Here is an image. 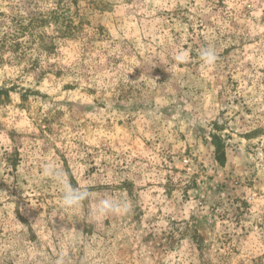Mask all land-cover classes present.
Returning <instances> with one entry per match:
<instances>
[{
    "label": "rangeland",
    "instance_id": "1",
    "mask_svg": "<svg viewBox=\"0 0 264 264\" xmlns=\"http://www.w3.org/2000/svg\"><path fill=\"white\" fill-rule=\"evenodd\" d=\"M57 1L72 36L29 23ZM48 163L129 211L62 207ZM61 253L264 264V0H0V264Z\"/></svg>",
    "mask_w": 264,
    "mask_h": 264
},
{
    "label": "clouds",
    "instance_id": "2",
    "mask_svg": "<svg viewBox=\"0 0 264 264\" xmlns=\"http://www.w3.org/2000/svg\"><path fill=\"white\" fill-rule=\"evenodd\" d=\"M174 58L177 63H184L189 58V52L187 50H179ZM200 59L205 66L211 68L215 65L218 57L216 51L213 48L208 47L200 50ZM45 174L50 175L59 185L62 193L60 198L61 206L64 208H79L85 200L96 195L99 198L95 202L94 215L98 218L109 215H123L130 209L128 201L116 197L111 193L97 194L90 192L87 188L73 187L67 178V174L54 163H48L45 165ZM54 264H66V258L63 253L57 256Z\"/></svg>",
    "mask_w": 264,
    "mask_h": 264
},
{
    "label": "trees",
    "instance_id": "3",
    "mask_svg": "<svg viewBox=\"0 0 264 264\" xmlns=\"http://www.w3.org/2000/svg\"><path fill=\"white\" fill-rule=\"evenodd\" d=\"M55 7L56 8H54L51 11V13L46 15V17H42V20H40L38 17L37 18L32 17L29 20V23H31L30 25H32L35 22L47 23L50 26L55 27L58 34H61L62 37L72 36L74 32L77 30L76 25L73 23V20L70 19V15H67L65 13L66 11L63 5H59V2L57 1ZM16 45H18V43H16ZM211 144L214 147L215 160L219 164H223L225 162L226 157H225V145L221 140V137L219 135L212 134Z\"/></svg>",
    "mask_w": 264,
    "mask_h": 264
}]
</instances>
